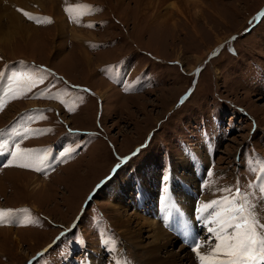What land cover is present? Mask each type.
Returning a JSON list of instances; mask_svg holds the SVG:
<instances>
[{
  "label": "rangeland",
  "instance_id": "374dc122",
  "mask_svg": "<svg viewBox=\"0 0 264 264\" xmlns=\"http://www.w3.org/2000/svg\"><path fill=\"white\" fill-rule=\"evenodd\" d=\"M154 1L39 0L37 6L29 0L27 8L34 10L23 7L49 16L50 23L31 21L15 7L35 32L30 30L26 37L15 33L10 42L0 41V73L4 74L0 91L7 93L14 72L52 71L30 92L21 89L25 94L20 98H7L0 130L16 128L18 120L24 124V113L29 111L35 118L28 127L46 130L29 143L52 146L59 140L67 149L77 144L82 148L75 159L59 164L47 177L19 168L25 161L8 162L1 169L0 207L12 208L16 215L26 206L31 212L24 209L28 213L24 221L31 222L11 226L0 222V264H29L39 251L45 254L32 264H106L107 252L97 247L101 232L111 241L105 245L111 264L122 258L120 264L125 260L146 264L140 257L141 246L151 243L153 232L145 221H152L153 214L163 217L161 191L168 187L182 212L185 190L193 208L198 190L207 192L208 187L205 198H218V188L234 186L237 179L246 186L264 168V0H188L195 4L162 0L160 6ZM176 2L182 13L166 8ZM77 4L91 5L93 10L82 16L74 13L70 19L63 7ZM1 5H6L5 0H0ZM2 20L6 23L7 16ZM104 65H111L112 71L105 73ZM74 84L90 92L69 86ZM189 88L195 90L186 94ZM68 98L75 100L77 109L63 105ZM42 106L48 109H34ZM213 113L229 134L220 142L211 172L203 168L208 162L196 165L193 156H204L199 147L207 145L210 136L200 134L202 117ZM68 129L92 130L88 146L83 148L84 141L64 135ZM180 140L185 151L180 150ZM20 146L32 149L28 143ZM126 157L130 158L124 161ZM249 162L255 173L249 170ZM170 165L174 171L167 182L161 174ZM204 172L212 173L209 183ZM37 177L44 179L45 186L34 191ZM153 184L158 199L146 201L144 188ZM202 203L203 199L198 207ZM159 217L155 221L165 229ZM75 220L76 231L67 236L78 247L65 254L54 243L48 251L53 239L71 229ZM126 220L144 222L142 238L122 235ZM171 235L168 249L179 251L183 244ZM84 245L96 250L91 262L84 260ZM183 252L193 254L187 246Z\"/></svg>",
  "mask_w": 264,
  "mask_h": 264
},
{
  "label": "snow or ice",
  "instance_id": "6c2138e0",
  "mask_svg": "<svg viewBox=\"0 0 264 264\" xmlns=\"http://www.w3.org/2000/svg\"><path fill=\"white\" fill-rule=\"evenodd\" d=\"M92 10L91 5L82 4L65 8V11L69 13L70 19L75 18L73 13L82 16ZM20 11L29 20H35L37 23L41 22L39 18L23 9H20ZM45 19L49 23L51 22V18ZM40 72H44L45 75L41 76ZM3 75V73H0V76ZM46 75L48 73L44 69H39L32 73H12L9 77L10 83L5 96L12 99L20 98L21 95L25 94L21 89H26V91L30 92L37 84L43 83ZM84 91L89 90L85 89ZM48 94L50 95V93ZM42 95L44 94L42 93ZM0 110H2V105H0ZM34 118L32 117L31 119ZM44 131L46 130L26 128L23 134L17 132L15 135L26 138V134L29 132L35 134L43 133ZM2 134L3 130H0V135ZM8 148V141H0V150L7 151ZM139 151L140 149H137L132 155H136ZM69 155L70 152L61 153L62 158ZM10 157V164L15 161H25L19 164V166L24 168L35 167L37 172H41L43 171L42 166L45 163L47 154L39 150L21 148L19 141H17L10 152ZM129 158L122 159L126 161ZM119 167L120 165L118 164L116 168ZM248 167L251 172H256V168L251 162H249ZM211 174L209 172V175ZM217 191L227 194L206 201L196 209L197 220L203 222L209 234L206 241H201L198 236L193 237L191 240L190 247L198 258L199 264H264V222H262L264 220V215H262L264 213V168H261V171L256 175V180L250 181L246 186H242L239 179H237L234 186L229 185L225 188H218ZM164 202L166 210L172 211L173 209L168 207L167 198H165ZM0 222L30 223L31 221H24L23 218L18 221L15 219L14 210L0 209ZM103 242L106 246L111 243L108 239H105ZM202 249L206 250L202 251ZM40 255L38 254L33 259H38ZM29 264H32V261H29ZM117 264H120V262H117ZM123 264H130V262L125 260Z\"/></svg>",
  "mask_w": 264,
  "mask_h": 264
},
{
  "label": "bare ground",
  "instance_id": "6f19581e",
  "mask_svg": "<svg viewBox=\"0 0 264 264\" xmlns=\"http://www.w3.org/2000/svg\"><path fill=\"white\" fill-rule=\"evenodd\" d=\"M29 0H5L6 5H1L0 6V41L5 43V42H10L12 40V36L15 33L20 34L21 36H29L31 33L29 32L30 30L35 32V26H33L32 23L30 24H24V20L22 17H20L21 13L18 12L17 9H15V7L17 8H26V9H30V10H34L31 9L30 7L27 8V2ZM32 4L35 5H39V0H30ZM53 2V1H52ZM153 2L155 3L156 1L153 0ZM159 2V3H158ZM157 5L160 6V3L162 2V0H158ZM191 3L192 1H186V4ZM193 4L197 3V1H193ZM151 4V3H150ZM42 6V5H41ZM157 6V7H158ZM171 6L173 12H180L182 13L180 6L175 3H171L169 6H167L166 8H169ZM56 7V6H55ZM52 8H54L52 6ZM13 9V10H12ZM57 9V8H56ZM29 10V11H30ZM28 11V10H27ZM170 11V12H171ZM5 12V13H4ZM52 14L55 15V11H51ZM175 14V13H174ZM173 14V15H174ZM7 16L8 19V23H4L3 22V18ZM54 17V16H53ZM56 17V15H55ZM142 17V16H141ZM59 20L60 17H56V20ZM58 25V24H57ZM27 26V27H26ZM7 27H12V30H6ZM231 176V174H230ZM157 177V176H156ZM170 179V178H168ZM156 180L152 181L153 183H155ZM171 181V180H170ZM33 183L35 184L33 186L34 191H38V189H40L41 187L45 186L44 185V179H42V177H37L34 179ZM159 184V182H158ZM182 185V184H181ZM154 184L152 186L148 185L144 188L145 192L148 194L147 196V200L149 201L150 199H158V195H156L155 189L153 188ZM162 186V185H161ZM148 187V188H147ZM171 187V186H170ZM143 190V193H144ZM164 191H161L160 196L162 195ZM213 193V192H212ZM215 193H217L215 191ZM219 194L223 195L225 193H221L218 192ZM184 201L182 202V204L184 203L185 206V212L188 213V215H195V213H197V211L195 210V207L193 205V208L190 205V202L188 203L186 200H190V193L188 190L184 191ZM194 198V197H193ZM213 198H217L213 195L207 197V198H203V203L202 205L206 202V201H210ZM152 202V201H151ZM150 202V203H151ZM201 204L199 205L202 206ZM161 209V207H160ZM164 209H166V206H164ZM161 209V210H164ZM178 213H181V209H177ZM160 215L163 216L164 218L167 216L166 214L160 212ZM28 216V213L23 210L22 212H17L15 215V219L16 220H20L21 218L26 219ZM152 221H145V223H148L151 226V230H152V237L153 240L151 241V243L149 245H145L144 244L141 246L142 248V254H140V257L143 259V261H145L146 264H198L197 261L195 260V257L193 254L191 253H184L183 251L185 250V245H181L179 251H174V249H168V245H170L172 243V235L166 230L164 229L160 223L156 222V218L159 217L155 214H153L151 216ZM160 219V217H159ZM22 223V222H21ZM20 224V223H19ZM144 222L142 223L140 222H134V221H128L126 220L125 225L121 226L122 229V235L124 234H129L130 238H142L140 236L141 234V230L143 227ZM176 230L178 229L177 226L174 227ZM11 230V229H9ZM18 241V240H17ZM134 244V243H133ZM168 244V245H167ZM145 248V251H144Z\"/></svg>",
  "mask_w": 264,
  "mask_h": 264
}]
</instances>
